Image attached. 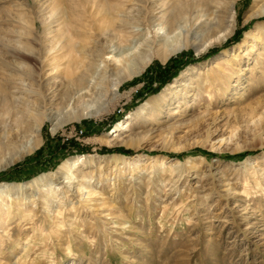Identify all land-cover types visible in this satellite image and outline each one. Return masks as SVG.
I'll use <instances>...</instances> for the list:
<instances>
[{"label": "rangeland", "instance_id": "1", "mask_svg": "<svg viewBox=\"0 0 264 264\" xmlns=\"http://www.w3.org/2000/svg\"><path fill=\"white\" fill-rule=\"evenodd\" d=\"M130 1L127 10H139L145 0ZM232 1L233 21L211 10L199 30L218 26L206 39L183 37L187 48L81 96L62 52L68 32L84 38L100 12L95 0H0V185H20L21 204L22 192L36 194L23 206L33 220L18 215L0 228L1 264L21 256L37 223L43 244L27 264H264V15L245 19L264 12V0ZM171 58L187 63L151 92L157 67ZM30 100L41 105L39 131L17 118ZM65 165L73 177L84 169L89 189L78 191V178L69 186ZM5 195L0 212L16 198Z\"/></svg>", "mask_w": 264, "mask_h": 264}, {"label": "bare ground", "instance_id": "2", "mask_svg": "<svg viewBox=\"0 0 264 264\" xmlns=\"http://www.w3.org/2000/svg\"><path fill=\"white\" fill-rule=\"evenodd\" d=\"M129 1L95 0V5L100 8V12L91 18V22L93 21L91 24L83 26L85 29L87 28L84 38L74 39L68 32L66 50L64 47L59 48V50L61 48L64 50L61 62L68 83L79 88V95L82 96L84 91L85 93L90 91L93 85H98L111 75H122L123 72H127L128 74L121 77L120 80L121 83L125 82L127 77L141 73L152 57L158 56L160 59L166 60L171 54L189 46L187 40L186 43L179 44L183 37L189 38L196 33L192 44H195L199 38L200 41L206 39L214 33L212 32L213 29L218 26V24L210 25L204 32L201 31L207 25L204 21L210 18L211 10L215 9L220 12L221 19L227 22L233 21L235 15V3L232 0H166L163 2L145 0L141 9L127 10L126 5ZM136 15H140L139 21H128L130 17L135 18ZM260 15H264V12L253 10L247 13L245 19L249 21ZM200 28L201 30H199ZM81 33L79 32V34ZM133 63L137 64L134 71L131 69ZM38 94L40 95L39 99L45 101L42 92L39 91ZM148 106L140 109L142 112L140 117L145 114L143 110L147 109ZM40 110V103L36 100H30L25 110L17 115L20 127L39 131L43 122V119L39 120L38 113ZM130 126L131 123H128L122 130L130 131ZM111 135L119 137L121 133L115 130ZM130 136H132L131 133L124 135L123 138ZM90 163L93 162L90 161ZM71 169V165H65L61 172L64 179H68L66 182L70 183L69 186L72 187V183L75 182L70 180L78 178V191L84 192L85 189H89L91 181L87 178L84 169L80 170L78 177L70 175ZM79 176L84 177L81 179ZM26 187L29 188L30 185ZM20 191H22L20 185L14 186L10 183L0 185L1 202L5 200V196H8L5 193H10L16 197L12 204L1 209L0 228L5 225L4 231L11 218L15 216L21 215L23 221L34 219L32 210H24L23 206H27L25 201L27 199L35 202L36 194L35 192H22L24 202L21 204L20 197H17ZM49 215L51 217L52 214ZM4 216H8L7 220ZM61 225L58 226L61 227ZM34 229L36 230L35 236H31L25 243L21 244L23 253L15 262L10 264H27L33 247L43 244L44 237L38 232H43L44 226L37 223Z\"/></svg>", "mask_w": 264, "mask_h": 264}, {"label": "trees", "instance_id": "3", "mask_svg": "<svg viewBox=\"0 0 264 264\" xmlns=\"http://www.w3.org/2000/svg\"><path fill=\"white\" fill-rule=\"evenodd\" d=\"M241 38V33L240 31H237L235 37L233 40L238 41ZM203 57V56H202ZM193 59V58H192ZM187 62H182L181 64H176V60L174 58H171L166 65H161L158 66L157 69V76H156V82L157 85L156 86H151V92H159L168 82H171L173 80V78H175L181 71V68L184 66V64H186ZM148 93V92H147ZM146 94H143L141 96V100H145L146 99ZM70 144H74V146H77V151H84V148H80L79 147V143L75 140H71ZM113 151H117V152H121L127 155H132L135 153V151L133 149H128V148H124V147H117V148H108V147H103L100 152L101 153H106V152H113ZM204 153H211L207 150H202ZM83 153V152H82ZM249 153H255V152H246L241 154L240 156L243 157L245 155H248ZM184 154V153H183ZM183 154H178V156H181Z\"/></svg>", "mask_w": 264, "mask_h": 264}]
</instances>
